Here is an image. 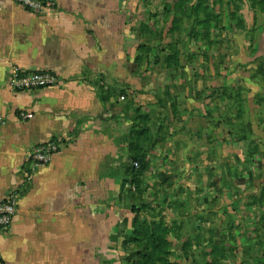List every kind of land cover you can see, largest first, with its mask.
I'll return each mask as SVG.
<instances>
[{"label": "crops", "instance_id": "crops-1", "mask_svg": "<svg viewBox=\"0 0 264 264\" xmlns=\"http://www.w3.org/2000/svg\"><path fill=\"white\" fill-rule=\"evenodd\" d=\"M53 1L35 14L0 0V198L20 191L11 227L0 231V264H139L153 241L188 238L187 219L164 215L162 192L118 184L114 115L97 96L111 78L123 88L140 82L128 67L131 52L149 45L148 0ZM253 41L252 61L264 57V32ZM12 64L49 69L65 85L14 92ZM187 107V120L169 125L205 128V111ZM21 111L32 117L20 119ZM51 139L61 142L52 161L31 168V147Z\"/></svg>", "mask_w": 264, "mask_h": 264}, {"label": "rangeland", "instance_id": "rangeland-1", "mask_svg": "<svg viewBox=\"0 0 264 264\" xmlns=\"http://www.w3.org/2000/svg\"><path fill=\"white\" fill-rule=\"evenodd\" d=\"M146 10L149 45L128 67L140 82L111 78L112 100L98 98L114 115L118 184L134 186L136 160L134 189L162 192L164 215L187 219L188 238L164 240L161 264H264V57H251L264 0H148ZM188 105L207 124L192 134L169 125Z\"/></svg>", "mask_w": 264, "mask_h": 264}, {"label": "built area", "instance_id": "built-area-1", "mask_svg": "<svg viewBox=\"0 0 264 264\" xmlns=\"http://www.w3.org/2000/svg\"><path fill=\"white\" fill-rule=\"evenodd\" d=\"M15 4L26 11L41 14L53 9V0H12ZM65 85L62 78L54 71L49 69H25L17 64L9 67L7 76V86L14 92H27L48 87ZM123 98V96H120ZM20 119H29L32 113L21 111L18 114ZM6 123V118L0 114V126ZM61 145L59 140H48L38 143L31 147L27 154V160L31 168L49 164ZM133 167L137 168L136 161L132 162ZM29 176H26V179ZM20 196L19 189H13L8 194L0 198V231H7L14 220L17 212V200Z\"/></svg>", "mask_w": 264, "mask_h": 264}, {"label": "trees", "instance_id": "trees-1", "mask_svg": "<svg viewBox=\"0 0 264 264\" xmlns=\"http://www.w3.org/2000/svg\"><path fill=\"white\" fill-rule=\"evenodd\" d=\"M98 98L100 100L105 99L110 100L112 98V95L114 96L115 92L111 90L110 86H106L103 84H98ZM123 92H120L118 95L123 96V94H121ZM117 95V96H118ZM136 161V160H130L129 166H128V174L130 177V182L132 185L137 186V179L139 178V174L140 171L142 170L141 165L139 166V163L137 162L138 166L137 168L133 167L132 162ZM163 244H164V240H162L161 243H157L155 244L154 241L151 244L152 245V250L150 252L149 257H145L144 259H141L139 264H161L162 262H164V258H163V254H162V248H163ZM158 251V252H157ZM166 264V262L164 263Z\"/></svg>", "mask_w": 264, "mask_h": 264}]
</instances>
